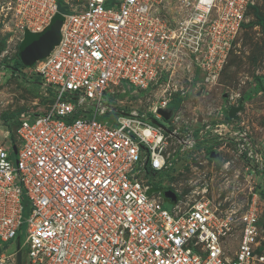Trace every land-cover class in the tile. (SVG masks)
Returning <instances> with one entry per match:
<instances>
[{
    "label": "built area",
    "instance_id": "built-area-1",
    "mask_svg": "<svg viewBox=\"0 0 264 264\" xmlns=\"http://www.w3.org/2000/svg\"><path fill=\"white\" fill-rule=\"evenodd\" d=\"M12 3L24 36L44 32L56 15L63 25L58 45L26 77L42 78L37 83L53 90L52 104L41 114L22 113L15 135L4 132L18 149L16 164L0 142V250L26 224L30 264H264L260 194L222 210L207 185L200 198L172 202L156 182L172 167L169 139L183 151L197 142L193 132L170 128L179 119L174 113L168 121L159 113L170 109L171 81L189 73L190 81L200 76L215 85L257 0ZM154 88L163 94L151 120L111 104L129 90ZM241 100L230 93L226 111ZM109 113L120 115L115 126L103 120ZM228 126L212 132L230 134L236 157L264 179V150L246 127ZM17 252L0 251V264H16Z\"/></svg>",
    "mask_w": 264,
    "mask_h": 264
},
{
    "label": "rangeland",
    "instance_id": "rangeland-1",
    "mask_svg": "<svg viewBox=\"0 0 264 264\" xmlns=\"http://www.w3.org/2000/svg\"><path fill=\"white\" fill-rule=\"evenodd\" d=\"M14 0H0V142L11 152L14 164L17 162V147L11 138H4V132L15 135L21 126L19 116L22 113L39 114L45 112L52 103L53 94L47 87L34 82H41L37 74L30 75L34 82L28 81L32 67H25L16 72L12 66L17 58L21 32L16 27V20L10 9ZM84 3V2H82ZM258 13L264 18V0H257ZM60 11H69L60 3ZM189 73H181L170 83L171 102L181 99V105L174 114L179 118L170 122L171 129L183 133L193 132L196 145L183 151L176 143L169 145L166 153L170 155L172 167L169 172L156 178L163 190L171 189L178 194V199L200 198L198 192L207 185L208 198L220 209L230 206H246L254 194H260V228L264 237V179L253 174L244 162L234 153V138L230 134L218 136L212 132L216 124H228L233 130L246 127L249 137L264 150V92H256L258 81H264V33L256 16L250 15L249 23L237 36L230 51L227 63L215 85H204L202 77L189 80ZM232 92L242 96L237 118H230L226 111V98ZM163 91L154 88L147 92L133 93L112 98L115 108L138 109L152 119L153 107L160 102ZM127 98V99H125ZM118 99H124L123 104ZM118 106V107H117ZM223 116L224 121L219 118ZM120 117L109 113L103 117L115 126ZM229 118V120L227 119ZM210 126V129H207ZM203 130L204 133L200 134ZM176 142V141H175ZM25 218L29 215V201L23 199ZM165 206L171 208L169 202ZM26 224H23L16 239L2 244L0 251L11 254L16 250L22 252V264H30L27 248L23 246L26 239Z\"/></svg>",
    "mask_w": 264,
    "mask_h": 264
},
{
    "label": "water",
    "instance_id": "water-1",
    "mask_svg": "<svg viewBox=\"0 0 264 264\" xmlns=\"http://www.w3.org/2000/svg\"><path fill=\"white\" fill-rule=\"evenodd\" d=\"M62 25H63V18L62 20L53 22L44 32L34 36V38L31 40L29 45L20 55L21 62L23 63L24 66L32 67L38 61L46 58L50 54L53 48L56 45H58V43L60 42ZM238 110L239 107L232 108L229 111V117L237 118L236 115ZM159 113L164 117L165 120L168 121L171 119L174 112L171 109L169 110L159 109ZM155 123L163 127L158 122L155 121ZM163 129L166 128L163 127ZM163 193L168 201H172V202L177 201L178 198L177 194L173 190L165 189ZM16 260H17L16 264H22V252L19 250L17 252Z\"/></svg>",
    "mask_w": 264,
    "mask_h": 264
},
{
    "label": "trees",
    "instance_id": "trees-1",
    "mask_svg": "<svg viewBox=\"0 0 264 264\" xmlns=\"http://www.w3.org/2000/svg\"><path fill=\"white\" fill-rule=\"evenodd\" d=\"M251 14L253 16H256L257 19H258V22H259V25L261 26L262 30H263V33H264V18L258 13V8L257 6L253 7L252 8V11H251ZM58 20H62L61 16H58L56 15L51 24L53 22H56ZM248 26L245 25V28ZM37 35V34H32L30 32H26L25 33V36H24V40L18 45V52H17V58L15 59V62L12 66V69L16 72H20L21 69L25 68L26 66L23 65V63L21 62V59H20V55L21 53L26 49V47L29 45V43L31 42V40L34 38V36ZM26 78V77H25ZM37 83V82H36ZM39 84V83H38ZM50 92L53 94V98H52V102L54 100V93H53V90L52 89H49ZM256 92H264V81H258L257 83V86H256ZM181 102L182 100L181 99H177L175 102L173 103H170L169 104V107L171 110H177L180 105H181ZM52 104V103H51ZM49 108V107H48ZM48 110V109H47ZM46 110V111H47ZM45 111V112H46ZM44 113V112H42ZM41 114V113H39ZM229 120V118H227Z\"/></svg>",
    "mask_w": 264,
    "mask_h": 264
},
{
    "label": "flooded vegetation",
    "instance_id": "flooded-vegetation-1",
    "mask_svg": "<svg viewBox=\"0 0 264 264\" xmlns=\"http://www.w3.org/2000/svg\"><path fill=\"white\" fill-rule=\"evenodd\" d=\"M177 194V193H176ZM177 197H178V194H177Z\"/></svg>",
    "mask_w": 264,
    "mask_h": 264
}]
</instances>
